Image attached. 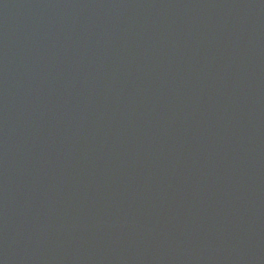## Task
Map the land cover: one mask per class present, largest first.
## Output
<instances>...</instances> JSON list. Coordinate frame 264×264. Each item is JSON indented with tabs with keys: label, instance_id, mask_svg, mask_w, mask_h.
Segmentation results:
<instances>
[{
	"label": "water",
	"instance_id": "1",
	"mask_svg": "<svg viewBox=\"0 0 264 264\" xmlns=\"http://www.w3.org/2000/svg\"><path fill=\"white\" fill-rule=\"evenodd\" d=\"M0 264H264V0H0Z\"/></svg>",
	"mask_w": 264,
	"mask_h": 264
}]
</instances>
